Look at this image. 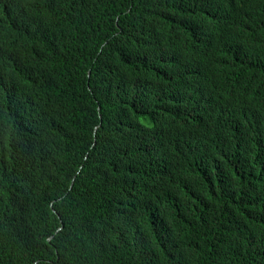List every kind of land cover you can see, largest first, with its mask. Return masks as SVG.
Returning <instances> with one entry per match:
<instances>
[{
    "label": "trees",
    "instance_id": "1",
    "mask_svg": "<svg viewBox=\"0 0 264 264\" xmlns=\"http://www.w3.org/2000/svg\"><path fill=\"white\" fill-rule=\"evenodd\" d=\"M37 16L29 45L0 37V264H264V0ZM207 160L210 207L156 195Z\"/></svg>",
    "mask_w": 264,
    "mask_h": 264
},
{
    "label": "clouds",
    "instance_id": "2",
    "mask_svg": "<svg viewBox=\"0 0 264 264\" xmlns=\"http://www.w3.org/2000/svg\"><path fill=\"white\" fill-rule=\"evenodd\" d=\"M8 5V21L6 27L0 37L5 41H11L14 43L29 45L31 39H36L35 34L41 33V24L37 14H43L46 11H49L53 8L56 0H34L33 3L30 0H0ZM257 37L261 39V43L264 44V31L258 30ZM238 67V65H235ZM169 96H174L171 94ZM194 110L192 106H187V110ZM194 116H197V113ZM255 126L264 129V119H259L255 122ZM202 165L199 163L198 168L200 169V174L197 173L196 168L192 165L182 166V171L185 173L186 177L190 181L179 180L177 183L173 182L172 186L170 181H167L166 185L162 186L161 191L156 194L159 198L164 196L166 199L167 193L172 192L176 193L178 197V203L181 204L185 197L192 193L195 197L194 191L199 195L198 204L196 208H208L210 207L215 200L217 199L220 186L217 181L212 179V182H209L207 177V170L213 169L218 165L212 161H204ZM162 169L165 173L172 170V168ZM193 184H197L194 186ZM223 199V193L221 191L220 201ZM195 207V199L192 203Z\"/></svg>",
    "mask_w": 264,
    "mask_h": 264
}]
</instances>
